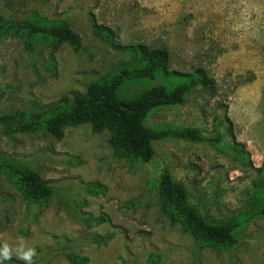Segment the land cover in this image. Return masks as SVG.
Segmentation results:
<instances>
[{
    "label": "rangeland",
    "instance_id": "374dc122",
    "mask_svg": "<svg viewBox=\"0 0 264 264\" xmlns=\"http://www.w3.org/2000/svg\"><path fill=\"white\" fill-rule=\"evenodd\" d=\"M0 16L64 22L80 37L63 43L0 36V115L36 114L70 92L136 66L128 48L165 49L167 72L201 71L181 106L154 111L147 124L196 129L202 140L153 143L141 163L119 156L110 133L67 128L56 141L0 127V160L36 172L53 189L26 200L0 174V244L34 247L35 264H264V0H0ZM127 85L133 98L152 84ZM167 168L208 222L238 223L230 249L204 246L171 220L158 199ZM5 264H23L15 255Z\"/></svg>",
    "mask_w": 264,
    "mask_h": 264
},
{
    "label": "trees",
    "instance_id": "16d2710c",
    "mask_svg": "<svg viewBox=\"0 0 264 264\" xmlns=\"http://www.w3.org/2000/svg\"><path fill=\"white\" fill-rule=\"evenodd\" d=\"M0 36L21 37L49 42L54 49L63 43L74 52L81 46L79 35L64 22H16L0 16ZM138 59L136 66L121 68L108 78L90 84L83 94L70 92L50 103L36 114L0 115V127L7 133H41L56 141L63 138L67 128L81 125L92 133L109 131V145L121 157L141 163L153 160V143L167 139L200 141L198 130L187 127L147 124L149 116L161 108L181 106L199 83L206 79L201 71L190 74L167 72L168 53L165 49H149L145 46L128 48ZM181 78L172 87L152 84L133 98L122 95L123 89L132 83L154 82L158 74ZM0 174L14 185L29 202L47 201L53 189L36 172L8 160H0ZM158 199L171 220L181 225L185 234L199 244L216 250L230 249L237 243L238 223H215L203 215L188 200L185 189L176 183L169 170L164 168L158 178ZM257 215L264 217V205ZM69 264H87L85 257L71 255Z\"/></svg>",
    "mask_w": 264,
    "mask_h": 264
},
{
    "label": "clouds",
    "instance_id": "9594fccd",
    "mask_svg": "<svg viewBox=\"0 0 264 264\" xmlns=\"http://www.w3.org/2000/svg\"><path fill=\"white\" fill-rule=\"evenodd\" d=\"M17 239L19 240V244L15 248L7 242L0 244V264H5L6 261L12 260L14 255L17 259L23 261V264H35L36 249L27 246L23 242L22 237H18Z\"/></svg>",
    "mask_w": 264,
    "mask_h": 264
}]
</instances>
